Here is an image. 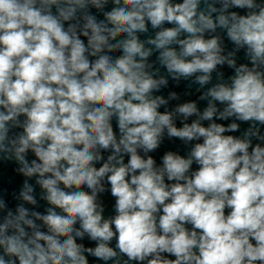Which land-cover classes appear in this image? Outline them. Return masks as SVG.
Listing matches in <instances>:
<instances>
[{"label":"clouds","instance_id":"obj_1","mask_svg":"<svg viewBox=\"0 0 264 264\" xmlns=\"http://www.w3.org/2000/svg\"><path fill=\"white\" fill-rule=\"evenodd\" d=\"M0 160V264H264V0H0Z\"/></svg>","mask_w":264,"mask_h":264},{"label":"water","instance_id":"obj_2","mask_svg":"<svg viewBox=\"0 0 264 264\" xmlns=\"http://www.w3.org/2000/svg\"><path fill=\"white\" fill-rule=\"evenodd\" d=\"M168 26H170V25H168ZM225 44L227 45V48L229 50H231V48L233 47L231 45V43H229L226 39H225ZM150 59L154 60L155 57L153 56ZM237 60H238V63H247V60L245 58L243 50H241L238 53ZM221 70L225 74V79H227L229 76H231L233 74V70L228 68L226 65L223 66L221 68ZM164 71L165 70L161 69L162 74H165ZM213 76L215 77V73L213 74ZM214 82H215V80H214ZM198 88H199V85L191 84V81L182 80L179 83H177V82L169 79L168 86L165 88H162L158 93H154V94L163 95L166 99H167L170 92L175 91L178 94V96H179L178 100L169 101V105H168L169 110L174 108L179 103L195 102L197 104L198 109H200L202 111L207 106V101H202L199 99V96L202 94V90L197 91ZM158 110L163 112V111H165V107L161 106V108ZM192 119H194V117H190L187 122L191 123ZM217 122L218 123H224L225 125H227V123H230L231 121L229 120V121H217ZM175 123H176L177 127H182V122L179 119L176 120ZM203 123L205 126H207L208 122L205 121ZM114 126H115V122H114ZM247 127H248L247 124L241 123V127H240L239 131H237L235 133H226V134L240 136L242 134L243 130L246 129ZM194 143L195 142H190L189 144H185L179 138L169 139L165 135V138H164L163 142L161 143L160 147L157 150H155L154 152L149 153V155L153 156V158L157 162V165H161L162 164V157L166 152L172 151V152H175L179 155L185 156V158H186L188 152L190 151V149ZM29 158L31 159L34 157L31 154H29ZM127 159H128V157L126 156L125 162H127ZM16 167H17V165L13 161L0 160V195H4L5 199L9 203L10 207H15V205L18 203V201L14 200L12 198V194L13 193L18 194L19 190L22 187L23 181L25 179V177H23L22 175L18 174L15 171ZM192 170H198V166L196 164H193ZM30 183H33V184L35 183L34 178L32 180H30ZM35 192H36V198L38 201V207H35L34 210H37V211H40L41 213H44L45 209L48 207V205L45 201L40 199L41 190H40L39 186H35ZM115 199H116L115 197L111 196L110 190L101 194L100 200L102 201L104 208H105V212H104L105 218L114 216L116 214L115 213ZM26 206L30 207V208L33 207L30 205H26ZM228 211L229 210L226 209V214ZM85 243H87V241H85ZM112 246H115V239L112 242ZM96 264H103V262H96ZM132 264H136V262H132Z\"/></svg>","mask_w":264,"mask_h":264}]
</instances>
